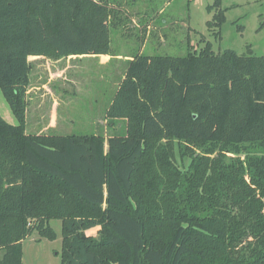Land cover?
<instances>
[{
  "label": "trees",
  "instance_id": "1",
  "mask_svg": "<svg viewBox=\"0 0 264 264\" xmlns=\"http://www.w3.org/2000/svg\"><path fill=\"white\" fill-rule=\"evenodd\" d=\"M116 0H0V264L34 231L61 264H264V55L138 53L107 108L124 133L28 132L31 56L111 54ZM208 25L221 33V0ZM114 19V20H113ZM189 158V160H188Z\"/></svg>",
  "mask_w": 264,
  "mask_h": 264
},
{
  "label": "rangeland",
  "instance_id": "2",
  "mask_svg": "<svg viewBox=\"0 0 264 264\" xmlns=\"http://www.w3.org/2000/svg\"><path fill=\"white\" fill-rule=\"evenodd\" d=\"M213 2L116 0L111 54L33 56L26 130L105 137L124 133L125 120L112 124L106 112L129 61L138 53L184 56L211 42L215 52L233 49L264 55V0H221L226 18L219 35L208 25L214 15L208 6ZM0 115L11 124L19 123L1 86ZM49 224L57 237L50 240L34 231L23 241V264H61L62 221L52 219Z\"/></svg>",
  "mask_w": 264,
  "mask_h": 264
},
{
  "label": "crops",
  "instance_id": "3",
  "mask_svg": "<svg viewBox=\"0 0 264 264\" xmlns=\"http://www.w3.org/2000/svg\"><path fill=\"white\" fill-rule=\"evenodd\" d=\"M104 55H105V54H104ZM106 56H107V58H109L108 55H106ZM32 58H33V56L30 57V61H31V62H32ZM36 58H39V57H36ZM29 92H30V91H29V89H28L27 95L29 94ZM24 240H25V239H24ZM24 240H23V241H24Z\"/></svg>",
  "mask_w": 264,
  "mask_h": 264
}]
</instances>
